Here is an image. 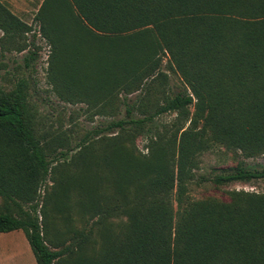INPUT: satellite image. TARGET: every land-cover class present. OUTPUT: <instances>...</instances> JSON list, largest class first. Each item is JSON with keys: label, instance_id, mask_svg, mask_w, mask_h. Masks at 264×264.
Masks as SVG:
<instances>
[{"label": "trees", "instance_id": "trees-1", "mask_svg": "<svg viewBox=\"0 0 264 264\" xmlns=\"http://www.w3.org/2000/svg\"><path fill=\"white\" fill-rule=\"evenodd\" d=\"M36 19L56 49L60 96L92 97L111 118L72 145L66 130L39 131L28 79L0 88V232L23 230L37 264H264V193L191 194L264 180L244 160L198 174L217 146L264 154V0H44ZM0 30L14 40L33 29L0 2ZM166 56L184 82L170 92ZM56 169L42 207L71 223L68 244L51 243L40 214Z\"/></svg>", "mask_w": 264, "mask_h": 264}, {"label": "rangeland", "instance_id": "rangeland-1", "mask_svg": "<svg viewBox=\"0 0 264 264\" xmlns=\"http://www.w3.org/2000/svg\"><path fill=\"white\" fill-rule=\"evenodd\" d=\"M44 0H0V2L10 12L23 20L32 31L18 37L14 40L8 39L0 30V88L12 89L17 80L26 78L30 81V102L35 110L36 120L40 132H61L66 130L68 138L72 145H75L81 137L91 128L107 121L111 116L99 113V104L90 98H71L66 100L61 97L59 91L66 96V91L61 87L60 81L52 75L54 65L55 48L49 39L42 35L40 28L43 27L40 21L36 19L38 12ZM34 41V45L31 42ZM25 42L30 44L31 50L38 52L36 62L29 68L23 66V56L28 50L19 51V47ZM28 48V49H29ZM164 70L169 74L168 91L171 88L182 87L181 76L175 71L169 63V57H165ZM65 92V93H64ZM120 100H117L119 104ZM191 112L194 107H190ZM176 117V113H170L162 116L157 126L162 129L163 125H169ZM137 150L142 154H147L146 134L139 135L135 140ZM73 153V152H72ZM244 160L250 165L264 166V154L254 158H246L241 151L232 152L224 146H217L209 151H205L198 157V174L209 176L213 168L229 167ZM60 172L52 174L51 179L40 187V214L47 212L49 230V240L51 243L68 244L70 241V224L63 219V216L57 212L54 205L47 206L42 204L48 200L54 187L53 181L59 178ZM232 190H245L257 193H264V180H254L251 182H233L223 186H216L212 182L203 185H193L191 194L195 198L213 196L219 199L228 200L229 192ZM27 208V204H23ZM7 206L4 199L0 196V210ZM42 207V208H41ZM42 217V216H41ZM126 221L122 217L118 222ZM61 233L62 236L58 237ZM69 235H68V234ZM74 257V256H73ZM73 257L71 264H73ZM65 262H68L65 260ZM0 264H37L34 253L23 230H14L10 232H0Z\"/></svg>", "mask_w": 264, "mask_h": 264}]
</instances>
